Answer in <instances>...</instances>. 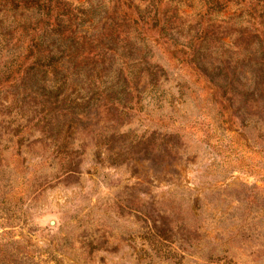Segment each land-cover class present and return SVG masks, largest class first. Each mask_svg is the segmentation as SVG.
<instances>
[{"label": "rangeland", "instance_id": "rangeland-1", "mask_svg": "<svg viewBox=\"0 0 264 264\" xmlns=\"http://www.w3.org/2000/svg\"><path fill=\"white\" fill-rule=\"evenodd\" d=\"M42 1L0 0V264H264V0L70 1L63 111L4 79Z\"/></svg>", "mask_w": 264, "mask_h": 264}, {"label": "trees", "instance_id": "trees-1", "mask_svg": "<svg viewBox=\"0 0 264 264\" xmlns=\"http://www.w3.org/2000/svg\"><path fill=\"white\" fill-rule=\"evenodd\" d=\"M70 1H75L76 7L89 5V1L79 2L80 0H63V6L66 10L64 15L60 14L61 2L59 0H43L41 7H29L31 12H38V18L33 24H29L22 36L27 53L28 61L19 64L11 73H5L4 79L17 82L15 86L17 93L21 88L24 92L21 100L24 103L30 99L28 88L31 85H40L45 104L51 105L54 111H63L64 105L76 104L71 102L69 89L81 78L80 46L81 40L70 39V30L66 33H56V26H63L66 23L65 15L69 10L74 12V5ZM159 21L148 20L146 25L150 31H156V24ZM143 24L144 22H140ZM156 37V36H151ZM160 37V35H157ZM149 37V36H148ZM91 45V44H90ZM165 46V44H164ZM179 53H183L193 58L194 52L191 48L180 47ZM170 52V51H169ZM187 56V57H188ZM173 59H176L175 57ZM21 65V66H20ZM11 80V81H10ZM14 83V82H11ZM11 83L9 85H11ZM20 99V98H19ZM6 108L5 104H2Z\"/></svg>", "mask_w": 264, "mask_h": 264}]
</instances>
